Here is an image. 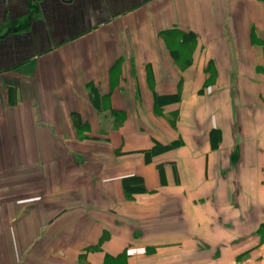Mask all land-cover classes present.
<instances>
[{"label": "crops", "instance_id": "0c3cea01", "mask_svg": "<svg viewBox=\"0 0 264 264\" xmlns=\"http://www.w3.org/2000/svg\"><path fill=\"white\" fill-rule=\"evenodd\" d=\"M0 264H264V0H0Z\"/></svg>", "mask_w": 264, "mask_h": 264}, {"label": "trees", "instance_id": "16d2710c", "mask_svg": "<svg viewBox=\"0 0 264 264\" xmlns=\"http://www.w3.org/2000/svg\"><path fill=\"white\" fill-rule=\"evenodd\" d=\"M127 181H128V180H127ZM127 181H126V183H125L126 191H127L128 193H129V192L131 193L133 187H130V186H129V182H127Z\"/></svg>", "mask_w": 264, "mask_h": 264}]
</instances>
